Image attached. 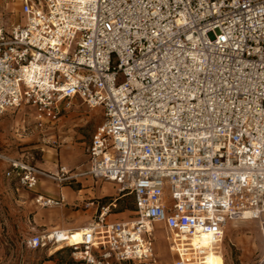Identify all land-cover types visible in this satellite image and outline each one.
<instances>
[{
	"label": "built area",
	"instance_id": "2783aa9c",
	"mask_svg": "<svg viewBox=\"0 0 264 264\" xmlns=\"http://www.w3.org/2000/svg\"><path fill=\"white\" fill-rule=\"evenodd\" d=\"M20 12L0 23V114L30 106L43 129L79 98L104 118L86 170L52 174L0 154L6 175L30 190L40 176L87 175L135 203L132 219L109 221L115 204L97 200L82 242L54 228L29 248L62 242L77 264H158L159 225L171 264H209L229 222L257 219L264 238V0H22ZM201 233L207 245L194 242Z\"/></svg>",
	"mask_w": 264,
	"mask_h": 264
},
{
	"label": "rangeland",
	"instance_id": "374dc122",
	"mask_svg": "<svg viewBox=\"0 0 264 264\" xmlns=\"http://www.w3.org/2000/svg\"><path fill=\"white\" fill-rule=\"evenodd\" d=\"M21 1L0 0V23L5 27L22 21ZM61 107L59 115L43 129L36 126L30 106L8 109L1 113L0 153L52 174H55L61 165L73 173L86 170L88 166L86 148L96 127L103 121V111L101 108H89L79 98L65 101ZM2 161L6 160L0 158V162ZM5 164L6 167L2 166L0 175V264H40L44 257L65 246L61 242L62 246L55 250L31 249L25 244L31 234L49 231L54 227L62 229L87 226L96 219L98 212L96 201L101 204L110 201L109 197H93V205L87 206L84 198L74 197L73 201L69 199V193L74 195L75 192L76 195L83 196L87 194L86 189L94 191L97 184L87 175L69 181L42 176L46 178L48 187L57 190L64 187V190L69 192L65 195L62 205L42 207L35 202L34 197L36 188H44V184L41 185L38 181L34 189H27L19 183L15 175L8 176L6 172L4 173L9 167L7 161ZM57 194L55 193L53 197ZM166 199L169 200L168 193ZM95 206L97 211L93 212ZM132 218L133 213H130L129 219ZM154 230L157 263L171 264L175 255L168 250L164 229L155 225ZM194 242L207 245L209 234H200ZM58 261L59 259L55 258L53 262L56 264ZM207 262L264 264V238L259 221L239 219L229 222L221 251L210 252ZM117 264L143 263L126 261Z\"/></svg>",
	"mask_w": 264,
	"mask_h": 264
},
{
	"label": "crops",
	"instance_id": "0c3cea01",
	"mask_svg": "<svg viewBox=\"0 0 264 264\" xmlns=\"http://www.w3.org/2000/svg\"><path fill=\"white\" fill-rule=\"evenodd\" d=\"M0 154L2 156L7 157L3 153H0ZM9 158H12V157H9ZM5 162H3V161L0 162V175L2 173V166H3V168L6 167ZM6 171H7V169H5L4 173ZM91 180L94 181V183L97 184V187H95L94 191H91L90 188L86 189L87 194H84L83 196H79V194L76 195L75 192H74V195H71V193H69L66 190H64V187H62L60 190L48 187L46 185L47 184L46 178L40 176L39 177V181H40L41 185L44 184V188H42V187L41 188L40 187L36 188L35 193L36 194L39 193V194L46 195V196H55V193L56 194L58 193L57 196L62 194L63 197H65V195H68V193H69L70 194L69 199L71 201H73L74 197L82 198V199L84 198L86 205H87V203L90 202L89 200L93 199V197H109L108 199L110 201L108 203H106V204H109V203L115 204V207L111 208V211H110V213L107 216V219L109 221L128 220L130 213H133V217L135 216V203H134V199H133L132 195L127 194V193H120L118 191L117 185L115 183H113V182L103 181V180H93V179H91ZM98 182H100V184H98ZM80 190H78V191L80 192ZM5 191H6V193H8L7 190H5ZM90 205H93V204H88L87 206H90ZM92 211L96 212L97 211V207L95 206V208ZM84 221H81V222H84ZM72 228H75V227H72ZM61 246H62V244H59V246H57V247H61ZM57 247H55L54 249H57ZM43 264H54V262H52V261H44Z\"/></svg>",
	"mask_w": 264,
	"mask_h": 264
},
{
	"label": "bare ground",
	"instance_id": "6f19581e",
	"mask_svg": "<svg viewBox=\"0 0 264 264\" xmlns=\"http://www.w3.org/2000/svg\"><path fill=\"white\" fill-rule=\"evenodd\" d=\"M247 214L248 213L246 212L244 216L245 218L248 217ZM85 228H87V226H80L78 228H62L59 232V239L63 240V242H66L67 244L80 243L82 242V233ZM216 252H220V250Z\"/></svg>",
	"mask_w": 264,
	"mask_h": 264
},
{
	"label": "trees",
	"instance_id": "16d2710c",
	"mask_svg": "<svg viewBox=\"0 0 264 264\" xmlns=\"http://www.w3.org/2000/svg\"><path fill=\"white\" fill-rule=\"evenodd\" d=\"M55 258L59 259V263L56 262V264H77L71 256V249L69 247H62L56 251H54L49 256L44 257L40 264H43L44 261H54ZM117 264V263H114Z\"/></svg>",
	"mask_w": 264,
	"mask_h": 264
}]
</instances>
